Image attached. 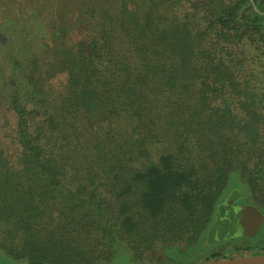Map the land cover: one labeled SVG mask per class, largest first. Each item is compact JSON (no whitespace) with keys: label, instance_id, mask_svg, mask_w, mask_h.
Wrapping results in <instances>:
<instances>
[{"label":"trees","instance_id":"16d2710c","mask_svg":"<svg viewBox=\"0 0 264 264\" xmlns=\"http://www.w3.org/2000/svg\"><path fill=\"white\" fill-rule=\"evenodd\" d=\"M52 1L32 15L51 41L0 28V250L105 264L126 246L141 264L215 241L238 180L226 208L264 205V0Z\"/></svg>","mask_w":264,"mask_h":264},{"label":"rangeland","instance_id":"374dc122","mask_svg":"<svg viewBox=\"0 0 264 264\" xmlns=\"http://www.w3.org/2000/svg\"><path fill=\"white\" fill-rule=\"evenodd\" d=\"M45 2H48V6H46ZM61 3L67 4L66 0H59V4ZM182 4L183 10H187V7L189 8L188 0H182ZM52 5L53 1L51 2V0H38L37 4L36 0H0V28L6 26L10 29V35H15V39L12 41L16 42L19 49L22 47L20 46V39L17 31L21 30L22 27H28L30 36H32V38H36V36L40 37L38 38V41L42 43L51 41L48 34L50 21L42 20L41 24L34 29L32 25L35 23L32 22V15L34 14V10L36 8L41 13L40 17H43ZM14 28L17 30L16 32L13 31ZM28 48L29 46L26 48V51H28ZM21 55L23 54H18L17 58L21 59ZM13 56L14 55H12V60L14 58ZM4 59L6 60L5 56L0 55V77L3 76H1V72L5 70L3 67L5 65ZM9 132L10 130H8L7 126H5L4 129H1L0 145L2 147L3 145H6L7 150L10 149L12 152V145L10 142L11 138L6 136ZM262 132L263 138L261 144L264 145V126ZM234 179L235 176L231 178V182H233ZM242 181L243 179L238 180L239 183H232L231 188L228 187L227 191L221 198L215 219L218 217H224L223 220L226 219L225 217L228 215V210L225 203L233 191L236 189L241 191L243 189L244 182ZM243 196L244 198L241 200V205L252 206L258 210L260 214L258 223L255 225L256 230L253 234L248 236H237L231 239H220L219 234H214L212 235V239L215 241L218 239L219 241L215 242L211 239H203V241L201 240L202 242H200L194 250H189V248L182 244L176 246H173L172 244H168L167 246L159 245L155 251L146 256L145 260L141 264H195L214 255L218 256L217 258H229L235 256L264 254V205L261 204L262 196L259 192L250 190L248 193H246V191L243 192ZM215 227L217 229L218 223ZM221 228L224 229L225 227L222 226ZM0 264H25V262L23 263L22 261L12 260L3 250H0ZM105 264L138 263L132 259L128 248L126 246H122L118 249L115 256Z\"/></svg>","mask_w":264,"mask_h":264},{"label":"water","instance_id":"95a60500","mask_svg":"<svg viewBox=\"0 0 264 264\" xmlns=\"http://www.w3.org/2000/svg\"><path fill=\"white\" fill-rule=\"evenodd\" d=\"M231 210H228V213H230V216L231 214L234 215L236 223L226 235L220 234V239L253 234V231L256 230L255 225H257L260 217L258 210L249 205H239ZM195 264H264V254L215 258Z\"/></svg>","mask_w":264,"mask_h":264},{"label":"flooded vegetation","instance_id":"af4514ba","mask_svg":"<svg viewBox=\"0 0 264 264\" xmlns=\"http://www.w3.org/2000/svg\"><path fill=\"white\" fill-rule=\"evenodd\" d=\"M239 205H241V203L240 204H233L231 207H228L227 210H231V209H233ZM223 218L218 217V227L216 229V234L220 235V234L228 233L230 228H232L234 226V224L236 223L233 214H231V216H230V213H228V215H226V217H225L226 219L223 220ZM222 226H224L225 228L224 229L221 228ZM254 232H255V230L253 231V233ZM243 236H248V235H243ZM232 238H234V237H232ZM225 239H231V238H225Z\"/></svg>","mask_w":264,"mask_h":264}]
</instances>
